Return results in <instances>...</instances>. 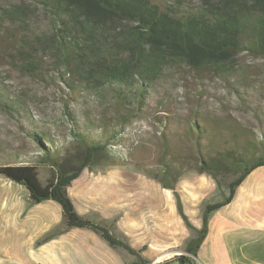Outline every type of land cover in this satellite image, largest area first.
<instances>
[{
    "label": "trees",
    "instance_id": "16d2710c",
    "mask_svg": "<svg viewBox=\"0 0 264 264\" xmlns=\"http://www.w3.org/2000/svg\"><path fill=\"white\" fill-rule=\"evenodd\" d=\"M37 11L51 19L52 28L19 42L18 54L23 62L18 64L22 70L40 78L41 54L53 56L59 71L56 75L69 89L71 100L80 101L82 97L86 103L109 109L114 105L117 118L100 120L86 114L81 123L66 106L70 138L63 143H70L75 150L62 161L76 160L79 165L58 163L59 142L44 124L28 118L32 126L29 135L40 154L0 165V177L25 187L32 204L57 202L65 223L61 231L89 229L112 248L135 257V264H151L125 239L79 215L68 189L89 167L88 162L112 152V146L121 143L125 127L146 111L150 94L164 78L173 75L172 70L206 73L230 83L237 93L238 86L231 82L247 81L244 55L264 59V0H24L0 5V28L10 24L29 33ZM0 103L12 116L28 113L27 100L6 87L0 89ZM242 105L256 118L252 102ZM191 111L192 119L185 124L172 116L158 118L164 126L185 125L184 133L164 136V159L157 171L148 168L146 174L174 190L170 179L175 162L188 176L209 174L219 188L227 182V193L219 202L206 203L203 227L187 242L185 253L196 257L208 235L212 214L232 203L237 188L253 171L264 167V126H248L230 114L216 117L209 112L203 114L202 109ZM116 120L118 127L114 126ZM221 124V135L213 134L211 128L217 130ZM96 128L106 134L105 139H95ZM186 142L188 147L183 144ZM35 161L51 164L45 181ZM176 196L179 212L195 230ZM58 234L52 232L46 240ZM174 262L187 264L188 258L181 255Z\"/></svg>",
    "mask_w": 264,
    "mask_h": 264
},
{
    "label": "crops",
    "instance_id": "0c3cea01",
    "mask_svg": "<svg viewBox=\"0 0 264 264\" xmlns=\"http://www.w3.org/2000/svg\"><path fill=\"white\" fill-rule=\"evenodd\" d=\"M83 172L90 178L107 173L110 197L106 206L80 199L76 203L73 197L94 185L82 173L68 189L78 214L125 239L151 264H177L174 258L181 255L187 256V264H264V167L253 171L237 188L232 203L212 214L208 235L196 257L184 250L203 227L204 206L221 201L227 192L212 176L204 173L179 179L172 190L130 169L94 171L87 167ZM115 173L124 174L122 184L116 182L120 174L113 179ZM15 184L4 181L10 187ZM113 185L118 187L117 193L111 191ZM19 187L23 198L13 192L2 199L0 264H135V257L112 248L94 231H61L65 225L61 206L52 200L32 204L28 190ZM176 194L195 230L179 212ZM52 232L59 234L46 240Z\"/></svg>",
    "mask_w": 264,
    "mask_h": 264
},
{
    "label": "rangeland",
    "instance_id": "374dc122",
    "mask_svg": "<svg viewBox=\"0 0 264 264\" xmlns=\"http://www.w3.org/2000/svg\"><path fill=\"white\" fill-rule=\"evenodd\" d=\"M22 1L24 0H0V5L9 6ZM52 23L42 11H37L29 33L10 24L0 28V70L5 81L0 85V89L6 87L15 94L22 95L27 100L28 106V113L12 116L3 109L0 103V165L14 163L16 158H30L40 154V150L29 135L32 126L28 118L39 121L40 125L44 124L50 130L51 137L59 142L57 148L60 153L57 162L71 165H79L81 162L62 161V158L75 150L70 143H63L70 138L69 122H66L64 115L66 106H69L70 111L80 119L81 123H83L82 117L86 114L100 120L117 118L114 105L109 109L107 106L94 102L86 103L82 97L79 98L80 101L71 100L69 89L56 75L58 69L54 65L53 56L41 54L38 69V74H41L40 78L32 77L22 70L18 64L23 62L18 54L19 42L23 39L31 40L33 36L30 34L32 33L50 32ZM243 58L247 70L245 71L247 81H244L245 83H237L235 80L231 82L238 86L237 93L229 87L230 83H224L206 73H195L186 69L181 72L172 70L173 75L164 78L156 90L150 94L148 100L150 105L145 108L146 111L140 114V118L133 119L125 127L121 135V143L112 146V152L88 162L87 165L94 171H106L108 168L118 167L146 174L148 168L155 170L161 165L165 156L164 136H171L172 133L183 135L185 127L182 124L177 127L164 126L158 118L172 116L185 124L188 119H192L191 110L193 109H202L203 114L209 112L210 115L216 117L230 114L248 126L256 127L257 124L264 126V59L253 58L246 54ZM250 102L254 104L256 118L243 108V103L246 106ZM109 103L113 104V102ZM160 108L165 111L162 112ZM114 126L118 127L117 120ZM221 127L222 124L217 127V130L211 128L212 133L221 135ZM259 133L261 134V131L258 130ZM105 136L106 134L100 128H96L95 139H105ZM183 144L188 147L187 142ZM182 157L187 158L185 154H182ZM168 159L170 160L169 157ZM35 162L34 164L40 168L42 180L45 181L49 176L51 164ZM172 165L175 171L169 179L173 183L179 179L196 175L195 173L188 176L187 172L179 168L178 163L173 162ZM119 174L115 173L113 179ZM95 175L96 178H90L89 173H84L85 179L94 182V185H90L83 195L76 194V198L73 197L76 203H78L76 199H80L107 205L110 197L108 181L111 178L108 180V174L103 172ZM121 177H124L123 173L118 176L117 183L122 184ZM4 181L7 180L0 177V209L4 194L16 192L23 198V194L19 191L20 185L15 184L10 187L4 185ZM226 183L224 181L220 186L225 191H227ZM113 188L114 190L111 191L117 193L118 187L113 185ZM23 190L26 189L23 187ZM219 199H223V196Z\"/></svg>",
    "mask_w": 264,
    "mask_h": 264
},
{
    "label": "built area",
    "instance_id": "2783aa9c",
    "mask_svg": "<svg viewBox=\"0 0 264 264\" xmlns=\"http://www.w3.org/2000/svg\"><path fill=\"white\" fill-rule=\"evenodd\" d=\"M152 264H155V263H152Z\"/></svg>",
    "mask_w": 264,
    "mask_h": 264
}]
</instances>
